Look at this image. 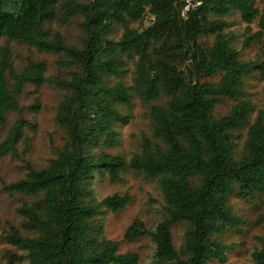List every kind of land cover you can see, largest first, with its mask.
<instances>
[{
  "label": "trees",
  "instance_id": "1",
  "mask_svg": "<svg viewBox=\"0 0 264 264\" xmlns=\"http://www.w3.org/2000/svg\"><path fill=\"white\" fill-rule=\"evenodd\" d=\"M5 1L0 0V126L8 113L18 118L0 144V158H22L17 146L25 129L34 130L18 103L27 85L36 93L46 83L68 93L55 117L67 135L56 157L42 169L24 162V177L15 183L0 179L7 195L32 199L16 212L23 218L21 230L35 234L24 238L8 225L3 241L26 254L8 253L5 264H138L136 253L120 254L118 243L105 239L95 225L105 211L117 214L131 201L125 193L97 202L91 189L95 176L117 181L125 169L157 180L165 202V217L155 229L135 219L124 232L125 242L149 238L159 264H225L228 247L216 237L231 230L241 234L238 228L246 224L232 213L228 197L235 192L240 198L258 196L264 204V110L251 124L254 105L244 90L253 72L264 77V6L260 11L255 0H20L15 13L3 11ZM232 10L247 25L243 48L261 44L256 61L240 62L234 38L224 33ZM147 15L152 18L148 28L129 27ZM76 16L83 19L80 46L67 45L59 32L45 27L56 21L66 25ZM254 22L257 31L251 33ZM115 24L123 31L111 41L107 37ZM203 36L214 37L209 49L199 43ZM3 41L64 57L56 66L70 70L69 78L46 79L45 63L30 59L15 71ZM130 63L134 78L128 88L121 79ZM215 75L220 76L216 84L200 82ZM106 77L118 81L107 86ZM131 92L144 103L167 98L150 112L152 137L162 145L143 136L140 153L128 162L103 152L95 156V149L115 145L114 125L123 120L115 106L129 107ZM224 99L235 104L214 117ZM243 130V152L236 159L234 133ZM177 225L186 226L179 251L171 233ZM251 260L264 264V247L254 250Z\"/></svg>",
  "mask_w": 264,
  "mask_h": 264
},
{
  "label": "rangeland",
  "instance_id": "2",
  "mask_svg": "<svg viewBox=\"0 0 264 264\" xmlns=\"http://www.w3.org/2000/svg\"><path fill=\"white\" fill-rule=\"evenodd\" d=\"M20 0H6L3 11L17 12ZM80 1V0H78ZM256 7L261 11L263 9V0H255ZM211 20L215 19L213 16ZM229 23V27L224 31L229 37L234 38L233 47L239 53V61L243 63L253 62L259 59L260 42H254L250 47L243 48L245 39V25L241 20L239 13L231 11L224 19ZM83 19L81 16L72 18L66 25L59 22H52L45 25L52 31H57L63 37L65 43L69 46H80L84 39L83 31L80 27ZM152 23L150 16H145L142 22L130 23L132 29L143 30L148 28ZM251 33L257 31V22L251 26ZM122 27L113 25L112 33L107 37L111 41H116L122 34ZM214 40L213 36H203L199 39V43L209 49ZM6 41H3V44ZM7 44L11 52V64L15 71H20L26 61L30 59L34 62H44L46 65L45 78L60 77L62 79L69 78L70 70H60L56 66L58 60L65 58L60 55L37 53L33 48L25 44L8 41ZM134 78V65H128V73L121 79L124 86L131 87ZM220 79L219 75L203 76L201 83L208 82L216 84ZM106 85L111 86L118 80L106 77ZM8 83L11 85L10 80ZM244 90L250 95L248 100L254 105V112L250 116L252 124L258 111L264 110V77L257 72H253L244 80ZM68 95L66 91H62L53 84L46 83L38 93L31 85H27L22 95L18 99L20 108L23 110V118L30 123L34 130H24V140L18 144L17 153L22 158L6 156L0 158V179L5 184L15 183L24 177L26 172L24 162L29 163L35 169H42L47 166L48 162L55 158L58 149H62L66 144L67 135L64 129L59 127L55 122L57 109L59 104ZM132 101L129 107L116 105V109L123 116V120L114 125L117 134L116 143L113 147H101L94 150L95 156L100 152L111 156H120L128 162L135 154L140 153L141 139L143 136L148 137L158 145H162L159 140L152 137L151 129V107L154 105H165L167 98L161 96L158 100L151 103H144L134 93L131 92ZM235 103L228 99H224L223 103L217 106L213 116L226 115ZM39 106L38 110L33 109ZM15 113H8L6 123L0 126V144L5 140L12 125L17 120ZM246 130L234 133L235 156L238 159L243 152V142ZM95 200L97 202L114 194L123 195L128 193L131 197L130 203L125 209L117 214H111L105 211L102 216L98 217L95 225L102 230V236L110 241L117 242L119 253L128 252L136 253L139 256L138 264H159L154 258L155 246L149 238H143L133 243L124 241L123 236L126 229L135 219H139L146 225L147 229L153 231L158 223L165 217V202L159 189L157 180H149L144 178L141 173H134L129 169L120 172L117 181H110L106 174L96 175L91 184ZM22 203L31 204L32 199L12 195L9 196L3 192L0 185V264L6 263L8 253L16 255H25V252L7 245L3 241V237L8 233V225L14 226L20 231L24 238H33L35 234L27 233L21 230L23 218L20 217L16 210ZM228 205L233 214L239 216L246 222L240 226L241 234L236 231H229L216 239L228 247L226 252L227 261L225 264H254L251 260V253L264 247V233L262 225L264 224V204L260 197L254 199L240 198L237 192L228 197ZM185 225H177L171 227L173 244L177 251L183 244ZM17 264H29L27 261ZM167 264V263H162ZM216 264V263H211Z\"/></svg>",
  "mask_w": 264,
  "mask_h": 264
}]
</instances>
